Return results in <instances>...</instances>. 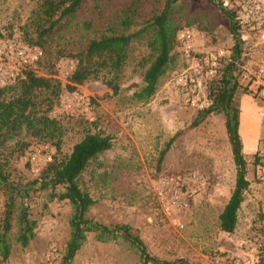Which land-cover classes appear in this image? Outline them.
<instances>
[{
    "label": "rangeland",
    "instance_id": "rangeland-1",
    "mask_svg": "<svg viewBox=\"0 0 264 264\" xmlns=\"http://www.w3.org/2000/svg\"><path fill=\"white\" fill-rule=\"evenodd\" d=\"M219 1L234 10V0ZM41 2L0 0L2 35L16 43L36 40L43 32L42 26L50 24L38 16ZM133 3L136 11L126 33L143 27L166 0H82L69 21L60 20L47 34L41 47L43 57L33 66L34 71L66 83L67 61L72 60L75 65V55L87 47L90 39L124 30L123 10ZM170 13L176 29L192 27L201 40L212 45L230 48L233 43L228 19L206 0H175ZM240 30L247 36L243 42L245 53L253 52L256 45L253 42L264 51L263 41ZM148 36L143 34L130 44L118 94L111 95V90L99 79L85 81L74 90L89 100L84 110L76 101L74 107L66 109L63 100L70 94L67 90L62 92L53 111L64 127L60 147L27 138L28 147L15 150L8 157L10 180L24 184L38 179L48 162L69 154L74 143L88 131L109 134L112 147L89 163L78 179L95 201L87 211L88 217L106 225H130L148 252L161 259L183 258L192 264H226L240 259L248 264H264V179L256 174V152L245 156L250 186L244 192L235 228L232 232L222 231L218 217L235 182L224 114H210L191 126L198 111L183 103L173 81V73L179 72L183 64L179 57L172 59L147 102L131 98L142 84L146 66L141 67L139 62L149 54ZM261 56L264 58V53ZM177 131L180 134L160 158L165 143ZM7 144L6 152L14 147L15 140ZM263 146L264 131L257 148ZM172 177L180 182L178 188L188 204L167 211L169 197L164 192L168 189L162 188L160 180ZM62 190V185L55 187V191ZM50 191V187L30 188L25 196L15 197L13 212L8 217V195L0 187V233L8 220L5 237L10 246L6 258L0 254V264L61 263L70 236L73 208L67 200L51 199ZM22 209L36 220L34 235L25 247L16 241ZM70 264H139V255L136 248L121 238L102 242L90 232Z\"/></svg>",
    "mask_w": 264,
    "mask_h": 264
},
{
    "label": "trees",
    "instance_id": "trees-1",
    "mask_svg": "<svg viewBox=\"0 0 264 264\" xmlns=\"http://www.w3.org/2000/svg\"><path fill=\"white\" fill-rule=\"evenodd\" d=\"M175 0H166L163 8L153 15L147 23L135 32L125 31L132 23V16L136 11V3L123 10L122 31L103 34L89 40L87 47L75 55L74 68L68 71L67 82L50 76L38 75L33 66L22 71L16 77L0 84V187L8 195L6 216L13 212L15 197H23L31 189L51 188V199L67 200L73 208L69 219L70 236L66 244L65 253L60 264H70L75 252L86 239L87 233H95L97 240L102 242L116 241L121 238L136 248L139 264H192L186 259H161L151 255L138 232L130 225L117 223L106 225L87 216V211L94 204V199L79 184V176L86 166L97 160L100 153L112 147L111 135L101 132H86L71 148L69 154L63 158H53L42 169L40 177L24 184L13 183L8 172V157L15 150H24L30 141L27 138L50 142L56 148L60 147L64 135L61 121L53 114L59 105V99L64 90L74 92L77 85L88 80H101L110 90L111 95L120 91V81L123 69L129 58V46L143 34H148L146 46L149 54L139 62L145 67L142 74V84L135 90L131 98L142 103L147 102L156 92L160 77L166 72L173 58L184 59L177 50L176 29L171 20V4ZM217 6L229 21V32L233 43L230 46L231 60L219 68L217 75L206 83L208 97L212 103L198 113L191 126L199 124L210 114H224V125L230 144L231 155L235 165V182L231 194L219 214V228L225 232H232L237 222V212L249 187L247 178L248 162L243 153L242 139L239 134V108L234 101L237 90L246 92L238 83L241 63L245 62L243 42L240 27L233 10L222 1L206 0ZM82 0H42L39 5L38 16L41 15L50 22L36 40L28 39L21 45H35L40 48L46 42V36L51 32L55 23L62 19L69 21L81 6ZM58 15L56 19H53ZM185 27V26H184ZM241 31V30H240ZM11 37L3 36L0 30V41H11ZM15 41V40H14ZM16 42V41H15ZM18 44V43H17ZM43 57V56H42ZM147 64V65H146ZM181 131L175 132L160 151L162 158L175 138ZM15 140L14 147L8 149V142ZM57 185H62V191H55ZM19 231L16 241L25 247L34 235L36 220L30 219L22 209L19 217ZM9 229L8 220L5 229L0 233V254L6 258L9 254V243L5 231Z\"/></svg>",
    "mask_w": 264,
    "mask_h": 264
},
{
    "label": "built area",
    "instance_id": "built-area-1",
    "mask_svg": "<svg viewBox=\"0 0 264 264\" xmlns=\"http://www.w3.org/2000/svg\"><path fill=\"white\" fill-rule=\"evenodd\" d=\"M234 13L242 32L255 34L258 41L264 42V0H234ZM199 32L192 27H182L176 33L177 50L184 59L179 72L173 73L175 88L182 95L183 103L194 109L208 107L212 101L206 90L207 80L215 77L219 68L231 60V50L220 45L209 44L200 39ZM246 40L247 36L241 34ZM245 55V54H244ZM43 56V50L35 45H21L14 40L0 41V84L16 77L32 63ZM69 71L74 68L72 60L67 61ZM238 83L252 97L264 101V58H260L254 66L247 62L240 65ZM77 106L87 110L89 100L77 91L64 97L66 109ZM256 174L264 179V146L256 149ZM169 178V177H168ZM178 179H163L162 188H167L165 195L169 197L167 211L171 207L187 206ZM226 264H248L240 259H232Z\"/></svg>",
    "mask_w": 264,
    "mask_h": 264
},
{
    "label": "crops",
    "instance_id": "crops-1",
    "mask_svg": "<svg viewBox=\"0 0 264 264\" xmlns=\"http://www.w3.org/2000/svg\"><path fill=\"white\" fill-rule=\"evenodd\" d=\"M250 43V42H249ZM247 42V46L249 45ZM253 52L245 53V62L249 66H254L264 51L257 48V43L253 42ZM232 44H230L231 46ZM256 46V47H255ZM260 46V45H259ZM234 101L238 106L239 112V134L242 139L243 153L252 155L258 145L259 137L264 131V102L254 99L249 93L237 90L234 94ZM250 168L248 164L247 178L250 182ZM250 186V184H249Z\"/></svg>",
    "mask_w": 264,
    "mask_h": 264
}]
</instances>
